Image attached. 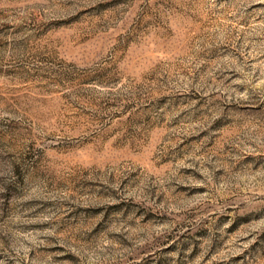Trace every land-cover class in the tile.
<instances>
[{
  "label": "rangeland",
  "instance_id": "1",
  "mask_svg": "<svg viewBox=\"0 0 264 264\" xmlns=\"http://www.w3.org/2000/svg\"><path fill=\"white\" fill-rule=\"evenodd\" d=\"M0 264H264V0H0Z\"/></svg>",
  "mask_w": 264,
  "mask_h": 264
}]
</instances>
